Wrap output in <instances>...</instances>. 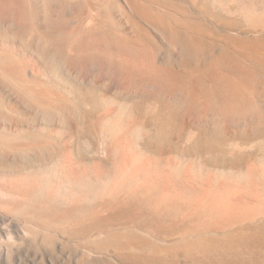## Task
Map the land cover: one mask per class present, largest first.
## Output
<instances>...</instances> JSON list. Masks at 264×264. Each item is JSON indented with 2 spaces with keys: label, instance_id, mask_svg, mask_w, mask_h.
<instances>
[{
  "label": "rangeland",
  "instance_id": "rangeland-1",
  "mask_svg": "<svg viewBox=\"0 0 264 264\" xmlns=\"http://www.w3.org/2000/svg\"><path fill=\"white\" fill-rule=\"evenodd\" d=\"M213 1L194 5L190 0H163V6H158L182 21L189 29L187 34L201 37L204 50L194 55H176L177 49L168 46L155 27L130 18L119 1L112 5L110 18L104 17L98 0H78L74 7L64 8L65 14L54 17L59 23L52 37L56 47L46 56L28 38L19 39L7 28L0 33V59L9 60L22 73L18 85L23 90L46 98L53 111L50 118H37L0 87V139L21 143L28 153L20 160L0 161V245L10 247L13 254L12 260L2 264H83V257L85 264H201L204 260L206 264H264L263 216L253 224L243 222L231 229L190 232L196 226L191 217L180 213L159 216L133 200L132 189L88 204L53 197L48 210L53 217L49 218L27 216L15 209L20 196L15 182L18 175L65 165L71 168L67 169L70 176H77L79 172L72 171L73 163L66 158L72 152L84 165L94 166L104 159L97 155L95 135L83 131V122L88 113L97 116L103 111L111 98L135 105L149 124L152 135L141 147L150 156L203 154L208 166L225 174L246 170L260 161L264 155V63L249 51L264 44L259 37L264 30L251 29L235 16L234 2H230L233 12H229ZM24 10L21 0H0L3 22H19ZM92 33L93 37H115L127 50L108 56L87 43ZM151 101L160 103L163 113L169 115L166 133L158 132L161 115L146 112ZM190 132L196 141L191 140ZM12 191L17 195L11 196ZM88 214L98 217L94 215L95 223H86L80 230L78 225ZM60 215L67 216L68 223ZM22 222L35 230H47L52 246L39 245L35 252L30 249L18 228ZM243 234L261 246L244 249L233 258L225 248L215 252L200 248L203 243L230 242Z\"/></svg>",
  "mask_w": 264,
  "mask_h": 264
},
{
  "label": "bare ground",
  "instance_id": "bare-ground-1",
  "mask_svg": "<svg viewBox=\"0 0 264 264\" xmlns=\"http://www.w3.org/2000/svg\"><path fill=\"white\" fill-rule=\"evenodd\" d=\"M21 1L25 5L23 19L17 23H6L0 20V33L4 34V29L7 28L9 33L14 34V36L17 35L18 38H28L35 43L39 53L42 56H46L56 47V43L52 41V37L58 22L55 23L54 17H60L62 14H65L63 13L64 8L74 7L73 4L79 2L78 0ZM118 1L126 7L130 18H140L155 27L163 36L166 44L177 49L178 54L176 55H194L204 50V43L201 42V37L197 34L195 36L187 34L185 31H189V29L182 21L176 20L173 14L161 10L163 7L159 9L158 6L163 0H98L100 2V5H98L100 7L98 8L103 10L105 18H110V15L113 14H111L112 5H115V3L118 5ZM190 1L193 2L192 4L207 2L209 4L211 0ZM231 1L236 4L235 16L240 18L251 29L264 30V0H214L213 3L219 5L226 11L233 12V10L230 11L231 9H229ZM164 4L166 5V3ZM161 6H163V3ZM57 19L59 20V18ZM44 28H47L48 31L46 30V33L40 32V29ZM62 36L60 37L61 39L63 38ZM93 36V33L87 36V43L92 47H97L104 51L108 56H116L127 50V47L116 40L115 37L113 39L106 35ZM67 37L69 39L71 36ZM250 50V55L263 64L264 44L256 45ZM21 74L19 75L15 66L9 60L0 59V87L23 104L37 118H50L53 116L52 105L49 101H46V98L40 97L32 91H25L18 85ZM111 99L112 102L108 103L107 101V104L102 107L103 111L97 116L93 114L91 116L88 113L89 115H85V121L83 122V131L95 135L98 141L97 155L98 157L103 156L104 159L101 158L98 162L95 161L94 166L84 165L76 161L77 158L71 155L72 152L70 156L65 157L69 162L71 161V164L73 163L72 168L74 169L72 171L75 170V173H77L76 171L79 172V174H76L77 176H70V173H67V169L71 168L65 167V165L53 166L44 170L40 169L38 172L32 171L24 173L20 176L18 175V178L16 176L17 181L15 180V182L20 192L19 199L15 204L16 210L31 217L49 218L53 217L51 213H48V210H50L49 201L53 197L59 196L64 200H77V202L81 201L88 204L99 199V197H108L115 195V193L119 194L125 190L132 189L131 197L133 200L140 204L142 203L147 207L146 209L154 211L159 216L166 217L180 213L191 217L196 222V226L191 228L190 232L197 233L199 230L205 229H231L237 224L241 226L240 224L243 222L251 223L252 221L255 222V220L258 221L260 216L264 217V155H262L263 157L260 156L263 159L259 157L260 161L248 169H243L238 172L232 171L233 173L231 174L218 173L216 169L215 172L211 168L212 166L207 165L208 162L206 163V161L208 160L206 159L205 161V155L203 158L201 157L203 154H199V156L195 153L199 157H195V155H189L190 157L187 155L184 157L183 154L182 156H178V154L165 158L150 156L141 147L142 142L152 135H149V124L139 116L135 105H132V103L121 104V102H114V99ZM146 112L151 116L161 115L158 132L159 134H161L160 132L166 133L165 130L168 129L166 125L169 120V115L163 113L165 112L163 106L157 103V101L148 102ZM189 134L192 135L193 133L190 132ZM193 139L195 141L197 140V138H194V135H192L191 140ZM8 142L0 139V161H6L8 159L20 160L23 156L28 155L25 150L26 146L24 147L18 142L14 144ZM260 150L262 151V149ZM138 182L140 183V187H135V184ZM205 184L207 189L204 188L205 190L203 191L202 187ZM15 192L11 193V196H14L13 194ZM10 198L12 199V197ZM113 211L110 212L114 213ZM119 213L120 211L116 214ZM94 215L88 214L83 217L79 225L77 222L76 224L79 229L82 230L86 223L90 225L94 224L98 214L96 217ZM60 220L68 223L69 218L67 216H61ZM18 228L25 241L27 240L28 247L34 249V252L39 245L45 247L52 246L51 235L47 230H35L32 226L23 222L19 224ZM184 231L186 232L187 230ZM250 238L243 234L236 236V239L230 242L216 245L203 243L200 248L203 251L209 252H215L218 249L222 250L225 248L232 254L233 258V255L237 257L244 249L251 248L252 246H261L259 242L251 241ZM125 240L126 243L131 242V239L130 241ZM137 243H141L142 246L146 245L142 241ZM212 253H209V256ZM215 255L217 256V254ZM224 255L226 256V254ZM12 258L13 254L10 247L5 248L0 245V264L5 260H12ZM84 258L83 264L86 261ZM219 260L222 259L220 258Z\"/></svg>",
  "mask_w": 264,
  "mask_h": 264
},
{
  "label": "water",
  "instance_id": "water-1",
  "mask_svg": "<svg viewBox=\"0 0 264 264\" xmlns=\"http://www.w3.org/2000/svg\"><path fill=\"white\" fill-rule=\"evenodd\" d=\"M259 37H263V38H264V33L259 34ZM183 56H185V55H183ZM205 261H206V260H204L203 262H200V263H201V264H206Z\"/></svg>",
  "mask_w": 264,
  "mask_h": 264
}]
</instances>
